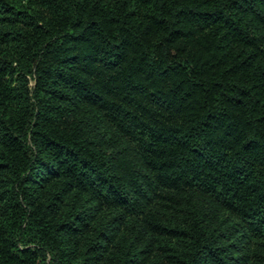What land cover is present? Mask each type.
Returning <instances> with one entry per match:
<instances>
[{
  "label": "trees",
  "instance_id": "1",
  "mask_svg": "<svg viewBox=\"0 0 264 264\" xmlns=\"http://www.w3.org/2000/svg\"><path fill=\"white\" fill-rule=\"evenodd\" d=\"M0 264H264V0H0Z\"/></svg>",
  "mask_w": 264,
  "mask_h": 264
}]
</instances>
